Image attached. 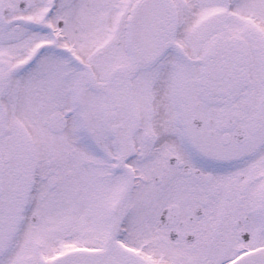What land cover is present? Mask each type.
Returning <instances> with one entry per match:
<instances>
[{"label": "snow or ice", "instance_id": "6c2138e0", "mask_svg": "<svg viewBox=\"0 0 264 264\" xmlns=\"http://www.w3.org/2000/svg\"><path fill=\"white\" fill-rule=\"evenodd\" d=\"M0 264H264V0H0Z\"/></svg>", "mask_w": 264, "mask_h": 264}]
</instances>
